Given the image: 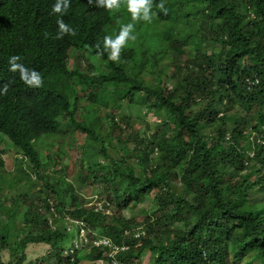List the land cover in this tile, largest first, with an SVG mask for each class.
<instances>
[{"label":"trees","instance_id":"16d2710c","mask_svg":"<svg viewBox=\"0 0 264 264\" xmlns=\"http://www.w3.org/2000/svg\"><path fill=\"white\" fill-rule=\"evenodd\" d=\"M54 3L0 0V147L22 157L6 183L0 159V264H111L100 238L126 246L116 254L123 264H142L147 251L149 264H264V0H180L172 12L164 0L166 14L153 0L159 22L184 14L163 31L166 56L176 59L165 66L132 65L136 52L124 48L109 61L103 37L113 10L95 0H70L60 18L75 35L57 39ZM72 48L89 51L98 73L83 77L80 61L69 70ZM11 55L40 73V87L9 71ZM93 83L117 97L114 111L93 92L78 104V88ZM140 105L146 126L134 124ZM77 132L83 182L101 187L96 205L67 179L70 166L57 165ZM48 144L56 155L44 154ZM147 198L138 222L132 212ZM34 246L43 252L29 259Z\"/></svg>","mask_w":264,"mask_h":264},{"label":"rangeland","instance_id":"374dc122","mask_svg":"<svg viewBox=\"0 0 264 264\" xmlns=\"http://www.w3.org/2000/svg\"><path fill=\"white\" fill-rule=\"evenodd\" d=\"M178 1L180 0H173L174 6L171 8V12L172 10L175 11L179 9ZM174 15L176 19L170 22H166V21L159 22L156 16L152 17L151 22H145V21H140V20L132 22L131 14L127 10V1H121L120 7L112 11L113 24L107 28V35L114 37L116 35L114 29H116L117 32H119V28L121 24H126L129 22L134 23L133 32L136 38L135 40L127 41L125 46L122 47L124 49H132L134 50V52H136V55L133 58V60L130 61V64L133 65L134 63L138 66H142L145 63L152 64L156 61H159V64H163V66H165V63L171 64L174 61H176V59L172 60V59H169L167 56H165L166 50L164 49L163 41H162L163 31L164 29L169 28L170 24L173 25L174 27H180L181 26L180 24H182L181 22H184V14H181L180 12H176ZM195 53L196 52L192 49V47L188 48L186 50V55L183 56V60H185V58H188V57H194ZM74 57L80 61L81 71L85 73V77L88 78L92 76V74L94 73L97 74L96 69H93L94 67L92 66V63L90 62L91 53L89 51L84 50V51L75 52ZM70 58H71V61H70L69 68H72L74 67V58L72 55L70 56ZM100 60L101 59L99 57L92 55V62L94 64H99ZM172 71H175V69H172ZM140 72L141 71L137 68L135 74L140 73ZM156 77H157L156 75L149 77V79L152 81V84H155ZM64 85L69 87L68 85H66L65 81H64ZM168 85L170 84L168 83ZM77 91L79 92V94H77L78 104L87 105V101L84 100L83 94L84 92H86L87 95L89 96L91 92H93L94 94L96 93L99 94L101 98L103 99V101L107 100V103H106L107 106L106 104L105 105L102 104L100 106L101 110L99 111V114L107 113V111H105V106L107 107L106 109L108 110V112L114 111L113 105L115 101L117 100V97L110 96L108 97V99H106V93L102 92V88L99 84H94L92 87H89L87 89H84V86H82L81 89L78 88ZM121 103H124V102H121ZM132 112L134 113V116H133L134 124L136 122H139L140 125L142 126L147 125L148 120H147V116H145V109L143 108V105H140L138 108H134ZM140 117H142V120L139 119ZM150 119H152V117ZM96 123H100V122L96 120ZM102 123L104 127L106 128L104 124L105 122H102ZM83 140H84L83 134H81L80 132L76 133L74 140L68 139L67 144L71 143L73 148H70L68 146L62 147V150L65 152V154H60L61 164H57V165L64 167L63 165L66 164L70 166L67 179L72 180L75 178L76 179L75 189H78V191L84 193V195H86L87 198H91V199L93 198L92 205L93 204L96 205L98 203V201L96 200L97 199L96 197L99 196L101 187L96 186V185L92 186V185L85 184L82 179V172H80L81 155L78 152V147L82 144ZM48 143H51V141H48ZM57 147L58 146H56V144L45 145L43 152L45 155H48V154L56 155L58 152ZM5 148H6V152H1V147H0V159H3L4 161V167H5L4 176H5V183H6L9 179L11 180L14 179V177L12 176V173L14 171H17L16 169L18 165L16 163V159L19 158L20 156L16 155V151L12 148L10 144H7ZM133 164L137 166L136 161H133ZM79 172L80 174L78 175ZM23 184L24 186H26L25 181H22V185ZM28 185L30 186V184ZM52 185L55 186L53 181H52ZM3 192L7 194L8 190L4 187ZM14 193L15 192L13 191V194ZM6 199L11 200V197H7ZM148 199L149 198H147L143 204H140L139 206H137L134 212H132L133 216L137 219L138 222L142 221L143 216L140 213L148 206V204H146V203H149ZM122 212L126 217L131 215V210L125 209V210H122ZM13 240L14 239H12L11 241ZM43 249H44V246H34L32 248H29L28 249L29 259L31 258L34 259L40 256L43 252ZM90 255H91V252H88L87 256L90 257ZM151 257L152 255H150V252L147 251L145 255L143 256L142 264H149ZM7 258L8 257H6L5 259Z\"/></svg>","mask_w":264,"mask_h":264},{"label":"clouds","instance_id":"9594fccd","mask_svg":"<svg viewBox=\"0 0 264 264\" xmlns=\"http://www.w3.org/2000/svg\"><path fill=\"white\" fill-rule=\"evenodd\" d=\"M124 1H127V10L131 14V21L132 22H135L137 20L145 21V22H151L152 17H154L156 15V12L152 11L153 0H124ZM92 2H93V0H89V3H92ZM120 2H121V0H95V4L97 7H103V8L108 9V10L118 9L120 7ZM69 3H70V0H55V3L51 7V13L50 14H52V13L59 14L57 21H56V23L58 25L57 39L63 37L65 34L75 35V29L72 28L69 24H66L63 21V19L60 18V17H63L64 15L67 14L68 8H69ZM157 7L159 9H161L165 14L167 13V9L164 8V0H160V3L157 5ZM173 20H175V19L173 18ZM132 22H129L126 24H121L120 28H119V32H115L116 35L114 37L110 36V35H105L103 37V51L107 53V59L109 61H118L120 58L121 48L123 46H125L127 41L135 40L136 37H135L134 32H133L134 23H132ZM166 22H170V21H166ZM96 47L99 49L100 45L97 44ZM164 49L166 50V54H167V52H168L167 49L166 48H164ZM78 51H84V49L75 50L72 48L68 51V66L67 67L71 71L74 68H76L77 63L79 61L77 58L74 57V53L78 52ZM166 54H165V56H166ZM71 55L74 58V67L69 68L70 61H71V58H70ZM21 60H22V57L20 55L9 56L8 57L9 71L18 72L21 81L25 85H27L28 87H30V88L40 87V85L42 83V78H41L40 73L35 71V70L26 68L24 66V64L20 62ZM97 73H98V71H97ZM81 74L83 75V77H85V73L83 71H81ZM85 78H87V77H85ZM65 82H66V85H68L66 80H65ZM60 84H61V86H63L64 89L66 88V86L64 85V81H61ZM94 84H96V83L89 85V87H92ZM106 85L107 84L100 85V86L103 89V87H105ZM6 87L7 86H5V88ZM19 158H22V157L20 156ZM98 206L100 209H102L101 204H98ZM105 212L107 214H109L110 210L106 209ZM77 223L79 225H81L80 222H77ZM83 233H84V231H83ZM103 239H107V238H103ZM103 239L100 238L97 241H100ZM95 246H96V244H95ZM101 246H107V245H100V246H96V247H101ZM110 247L112 248V246H110ZM121 247H123V246H121ZM121 247H120V250H121ZM99 263H102V262L100 261Z\"/></svg>","mask_w":264,"mask_h":264},{"label":"built area","instance_id":"2783aa9c","mask_svg":"<svg viewBox=\"0 0 264 264\" xmlns=\"http://www.w3.org/2000/svg\"><path fill=\"white\" fill-rule=\"evenodd\" d=\"M135 236L136 237L139 236V233H137ZM95 244H96V246H100V245H107L109 247L112 246L109 239H103V240L97 241V242H95ZM125 248L126 247L123 246V247H121V250H124ZM119 250H120V248L112 246V250L109 254V256L111 258V264H123L122 262H120L119 260L116 259V254ZM99 264H102V263H99Z\"/></svg>","mask_w":264,"mask_h":264}]
</instances>
